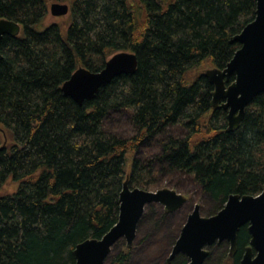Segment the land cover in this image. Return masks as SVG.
I'll list each match as a JSON object with an SVG mask.
<instances>
[{"label": "trees", "instance_id": "trees-1", "mask_svg": "<svg viewBox=\"0 0 264 264\" xmlns=\"http://www.w3.org/2000/svg\"><path fill=\"white\" fill-rule=\"evenodd\" d=\"M50 2L68 4L62 21L46 22ZM254 10L255 0H0V18L20 26L0 41V190L11 185L0 193V264H75L74 246L116 223L125 179L147 190L160 174L187 175L216 203L259 193L264 93L227 132L201 71L232 58L230 38ZM122 51L136 54L134 74L82 105L62 93L77 67L99 71ZM120 111L130 113L129 137L104 125ZM144 142L158 148L136 157ZM239 237L241 246L243 229ZM129 254L122 245L109 264Z\"/></svg>", "mask_w": 264, "mask_h": 264}, {"label": "water", "instance_id": "water-1", "mask_svg": "<svg viewBox=\"0 0 264 264\" xmlns=\"http://www.w3.org/2000/svg\"><path fill=\"white\" fill-rule=\"evenodd\" d=\"M48 12L53 17L64 16L68 14L69 6L62 2H52ZM19 32L18 23L0 18V41L3 36L15 37ZM233 42H237L239 47L223 68L207 67L202 71L212 85L210 108L226 111L227 132L240 127L247 105L257 95L264 93V0H255L253 20L230 38V43ZM136 67L135 53L117 52L105 61L99 71L92 72L85 67H77L63 82L61 91L75 103L82 105L84 101L94 99L100 88L108 85L114 78L134 74ZM185 201L186 197L173 189L159 188L150 191L130 187L128 179H125L118 196L116 223L99 239L88 238L77 243L72 251L75 264H103L113 246L121 239L126 248L130 249L146 205L160 203L170 212ZM244 224H249L250 246L246 248L240 264H264V186L255 195L231 193L223 208L210 217H201L196 205L181 229L171 257L182 252L191 258L190 264H200L205 255L201 247L216 238L230 242L232 255L236 249L238 229ZM252 249L256 251L254 257Z\"/></svg>", "mask_w": 264, "mask_h": 264}, {"label": "rangeland", "instance_id": "rangeland-1", "mask_svg": "<svg viewBox=\"0 0 264 264\" xmlns=\"http://www.w3.org/2000/svg\"><path fill=\"white\" fill-rule=\"evenodd\" d=\"M52 3V2H50ZM48 4V7L50 5ZM65 3V2H64ZM62 18V17H60ZM59 17H53L48 12L46 19L47 23L62 21ZM208 66H203V71ZM195 74L193 71L192 76ZM104 125L111 132L122 136L129 137L133 134V129L130 124V113L128 111L112 112L104 120ZM166 133L177 135L180 130L176 127H170L166 130ZM149 142H144L138 146L136 157H144L146 154L156 150L158 146L148 148ZM158 175V174H157ZM157 178V182L154 186L149 187L147 190L154 191L159 188L173 189L177 193L185 195L188 199V203L182 207V209L174 215H168L163 220V216L160 213V209L157 205L147 206L142 219L140 220L136 237L134 239L133 248L130 252L129 264H151L152 260L157 262L161 253L166 247L168 241L167 235L164 234L172 232V229L177 232L178 227L184 222L186 213L193 207L194 204H199L201 211L208 212L215 208L216 204L211 201L209 196L204 193L196 184L187 177V175H180L179 173H170V175L160 174ZM10 182L8 181L0 190V193L11 192ZM15 190V188L13 189ZM12 190V191H13ZM191 207V208H190ZM162 217V218H161ZM157 234V235H156ZM156 239V240H155ZM153 241V244L149 243ZM124 241L121 239L116 244L112 251L110 259L106 264L111 262L112 257L120 251ZM157 243V245H156Z\"/></svg>", "mask_w": 264, "mask_h": 264}, {"label": "flooded vegetation", "instance_id": "flooded-vegetation-1", "mask_svg": "<svg viewBox=\"0 0 264 264\" xmlns=\"http://www.w3.org/2000/svg\"><path fill=\"white\" fill-rule=\"evenodd\" d=\"M183 196L186 197L185 195H183ZM209 198L211 199V201H213L211 197H209ZM225 202H223V203L222 202L221 203L214 202L216 204L215 208L211 209L208 212H204V213L201 211V207L199 204H194L192 208L190 207L191 209L186 213L185 220L178 227L177 232L173 228L172 232H170L168 234H164V237H166V235H167V238H168V241L166 243V247L164 248V251L161 253L162 255H161L160 259L157 262H154V259H153L151 264H175V262H177V261H180L181 264H190L191 258H189L186 254H184L182 252H178L173 257H171L172 249H173L174 245L176 244V241L180 237L181 229L184 226V224L186 223L188 215L194 211L195 206L197 205L198 206V212H199L201 217L213 216L223 208ZM187 203H188V199L186 197V201L181 206H179L176 210L170 211V212L166 211L164 205H162L160 203H152V204L146 205L144 207V211H145L147 206L157 205V207L160 209V213L163 216V220H164L168 217V215H174L175 213L179 212L182 209V207L184 205H186ZM144 211H143V215H144ZM143 215H142V217H143ZM248 226H249V224H244V225H241L239 227L238 232H237V236H236V247H235L236 249L232 255L230 254V248H231L230 242L227 241L226 239L216 238L211 243L203 244V246L201 247V251L205 252V255L202 258L200 264H240L246 248L250 246V234L248 231ZM242 229L247 234V240L245 243H243L240 246V241H239L240 237L239 236H240V231ZM135 237H136V235H135ZM123 243H125V242H123ZM133 243H134V241H133ZM149 244L152 245L153 241L150 242ZM156 245H157V243H156ZM124 246H125V244H124ZM132 248H133V245L128 250H130V252H131ZM112 250H111V252H112ZM255 253H256V251L254 249H252V256L253 257L255 256ZM130 257H131V255L129 254L128 264H129Z\"/></svg>", "mask_w": 264, "mask_h": 264}]
</instances>
